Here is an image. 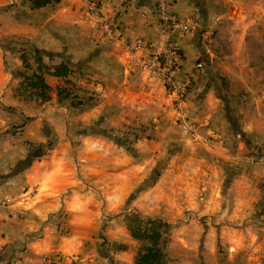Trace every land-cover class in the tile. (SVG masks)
I'll return each instance as SVG.
<instances>
[{"label":"crops","instance_id":"1","mask_svg":"<svg viewBox=\"0 0 264 264\" xmlns=\"http://www.w3.org/2000/svg\"><path fill=\"white\" fill-rule=\"evenodd\" d=\"M30 1L0 0V39L16 44L0 48V264H45L44 257L51 255L69 258L64 264H106L104 256L83 250L87 238L100 229L102 206L97 195L103 192L97 189L95 180L92 186L93 182L88 184L79 173L82 158L72 156L68 124L74 114L64 106L66 100L59 99L61 79L44 74L51 89L49 101L27 88L25 102L15 89L21 82L26 85L24 76L38 70L36 55L48 67L69 61L71 69L78 70L69 75L76 88L82 89L84 84L85 90L98 92L100 97L92 106L94 100H83L82 107L89 110L78 118L84 122L101 120L106 110V121L123 126L120 119L129 125L146 124L154 109L152 103L158 106L161 101H156L157 97H165L163 93L154 96V89L163 91L164 86L140 67L138 54L134 58L122 43L98 38V20L88 13L87 0H62L40 9L30 8ZM99 1L103 11L117 2ZM155 1L130 0L120 21L124 38L146 40L159 48L169 43L177 45L184 55L181 74L202 63L198 71L204 74L206 70L208 75V69H213L216 45H222L220 39L240 43L249 35L245 24L250 19V7L255 6L257 11L259 4L264 5L262 0H176L171 10L183 18L196 13L200 27L191 35L175 36L169 41L161 34ZM232 48L233 54L224 67L234 68L238 61L241 68L246 45L235 49L233 44ZM23 54L27 58L35 56L29 60L31 69L24 67ZM82 73L81 79L96 82L78 81ZM207 84L209 80L198 82L190 93L184 116L192 115L194 133L184 135L181 144L193 150L192 159L198 156L195 150L206 148V159L214 165L216 176L226 171L230 174L235 165H239L238 173L229 177L227 189H219V182L212 178V184L202 191L196 188L199 183L193 176L176 174L168 184L170 176L164 174L140 192L126 211L166 218L173 224L183 212L196 218L181 221L173 228L174 239L166 243L167 264H264V156L260 155L264 153L260 149L264 146V97H245L247 102L238 107L241 127L229 131L227 125L214 122L225 111L215 90ZM122 105L128 108L125 117L115 112ZM247 138L253 144H248ZM250 162L256 176L249 172ZM136 170V164L128 165L126 175L121 174L120 179L122 172L117 166L111 177L110 196L117 198L116 206L122 207L123 215L112 220L107 230L114 243L126 244L114 254L116 264H135L139 251L135 247L139 241L123 222V204L143 181ZM87 198L93 201L88 204ZM87 211L91 216L82 221ZM216 232L221 241L214 237ZM219 244L229 253H220Z\"/></svg>","mask_w":264,"mask_h":264},{"label":"rangeland","instance_id":"2","mask_svg":"<svg viewBox=\"0 0 264 264\" xmlns=\"http://www.w3.org/2000/svg\"><path fill=\"white\" fill-rule=\"evenodd\" d=\"M232 1L238 2V0ZM262 2L264 4V0H262ZM259 5L260 6H257V11H255V6L250 7L252 9V12H249L250 15H248L250 19H248V23L245 24V29L249 34L247 37H244V39L241 38L240 43H234L233 40H227L226 38L220 39L222 45H216L211 65L213 69H208L210 70V75L207 74L206 70L204 74L197 71L201 74L199 77V74L194 71L195 77L192 78L188 90V97L184 103H178L175 101L174 97H170L164 88L163 91L154 89V96H160L163 93V96L165 97H160L159 100L157 97L156 101H161L158 106L153 105L154 103H152L154 109L150 111L149 116H151V119H149L146 124L129 125L125 120L120 119L119 122L123 124V126H115L116 124L112 126L111 122L105 120V115L109 114V111L107 112L106 110L104 111L105 115L102 116L103 118L101 120L98 119L96 121L84 122L78 118L84 111L89 110V108L82 107L83 100L87 101L89 98L94 100V102H91L89 105L92 106L100 101V97H97L99 96V93L92 90H85L84 84H82V89L76 87L73 89V96L66 99V104H64V106L69 108L71 113L74 114V120H71L68 124V139L71 141L73 148L72 156L75 159L82 158V169L81 167H78L80 170L79 173L86 177L88 184L89 181L93 182L92 186L96 183L99 187L97 189L100 192H103L101 196L97 195V201L102 206V215L100 218L102 219V223L100 224V229L96 231L94 236L87 238L84 242L83 250L93 252L102 258L104 256L108 259L106 264H116L113 260L114 254L118 250H121L122 247L126 246V244L114 243L109 238L110 234L107 230L108 225L112 220L123 215L120 213V211H123L121 209L122 207L118 208L116 206L118 201L117 198L110 196L112 186L111 177L116 174L117 166L119 167L120 172H122L119 174V178L121 179L122 176L126 175L128 165L136 164V173L140 176V179L143 180L140 184L136 185L123 204L125 207L124 214L126 215L123 222L126 226L129 214L135 213L133 210L126 211L127 208L131 207V204L140 192L154 185L164 174L170 176L168 184H172V178L176 174L186 175L187 178L193 176L199 183L198 187L196 186L199 191H202L205 186H210L212 184L210 183L212 178L216 180L217 183L219 182V189L224 190V188H228L230 185L229 177L232 178L238 173L239 165H235L234 170L230 174L229 171L225 172L224 169V174L216 176L215 171L213 172L214 165L206 159V155L209 154L206 148L195 150L194 153H198V156H194L192 159L191 151L193 150L187 148L188 146L183 147L181 144V138L184 135L190 137L195 122L193 121L192 115L189 114L184 116V111L186 104L189 101L190 93L197 83H203L206 80H209V84L211 85L207 84L209 85L208 88L215 90V96L220 99L222 109L225 111V114L219 116L214 122L218 126L227 125L229 131H238L239 127H241V119L238 117V107L240 105L244 106V102H247L244 98L264 97V5ZM255 14H257L258 17L256 21ZM192 33L193 32L185 36L191 35ZM229 35L230 34L228 33L227 37H229ZM205 43V45H208V42ZM233 44L235 49L246 45L247 52L244 54L245 60H242L243 66L239 68L241 64L236 61L234 68L231 67L230 69L232 70H230L225 68L224 65H226V61L229 60L230 56L233 54ZM15 45L16 44L13 40L1 41L0 39V48L2 50L3 48L16 47ZM181 52H183L182 49ZM92 56L93 55H91V57ZM237 57L236 54V58ZM34 58L35 56L32 55L31 57H28V60ZM231 61L232 62H229L233 63L232 59ZM72 71H75L76 73L78 72V70ZM189 72L184 74L180 73L178 76L182 77ZM83 75V73L80 75L78 81L82 80L83 82L84 79H86L89 83L96 82L93 79L86 77H82L81 79V76ZM25 86L26 85H23L21 82L15 90L18 93L17 95H20V98H23V100L27 102L28 97L24 96L29 95V90L27 88L25 89ZM205 91L206 90H203L201 94L204 95ZM88 104L89 102L87 105ZM252 105L254 108V102ZM127 109V105H122L120 108L118 107L115 112H121L122 116L125 117ZM115 112H113V114ZM90 118L91 117L87 116L86 119ZM21 126L23 125H18V127ZM187 130L188 134H184ZM242 138H244V136ZM54 140L56 141V138H52V141ZM247 141L248 144H253L251 139H248ZM260 149H264V146L260 147ZM260 155L264 156V153H261ZM251 164L252 163L250 162V164L247 165L250 169L249 172H251L253 176H256L254 171L255 168H253ZM221 166L224 168L222 164ZM113 172L115 173L112 174ZM224 177L228 178L226 182L222 181ZM94 180L96 181L95 183ZM91 201H93L92 198H87L88 204H90ZM90 216L91 213L89 211L83 213L82 221H88L87 219ZM143 216L159 218L167 223L168 234L166 238L168 243L173 241L175 236L173 228L178 225L179 222L182 221L186 223L191 219L196 220V218H193L191 215L185 214L184 212L182 218L176 220L174 218V222H176L174 224L173 222H168L166 218L151 215ZM198 231L200 232L203 230ZM204 233L205 232L203 231V234ZM217 234L220 233L216 232L214 237L216 236V239L218 238L221 241L220 236ZM141 245L142 243L138 242L135 246L136 249H140ZM217 247L220 253H229V250L223 245L219 244Z\"/></svg>","mask_w":264,"mask_h":264},{"label":"built area","instance_id":"3","mask_svg":"<svg viewBox=\"0 0 264 264\" xmlns=\"http://www.w3.org/2000/svg\"><path fill=\"white\" fill-rule=\"evenodd\" d=\"M176 0H156L155 13L159 21L163 37L173 39L175 36L184 37L200 27L198 15L192 13L183 18L171 9ZM88 13L98 20L97 30L99 39H109L120 42L132 54H138L139 65L153 78L160 80L170 97L178 103H184L188 97L192 78L195 72L202 69L203 64L197 63L187 75L178 76L184 62L181 49L177 45L159 48L155 43L137 39L127 41L120 29L121 17L130 0H117L108 11H103L99 0H87ZM206 40L207 36L204 35ZM195 71V72H194ZM6 202H9L8 200ZM69 258L58 255L44 257L45 264H64ZM12 264V263H1Z\"/></svg>","mask_w":264,"mask_h":264},{"label":"trees","instance_id":"4","mask_svg":"<svg viewBox=\"0 0 264 264\" xmlns=\"http://www.w3.org/2000/svg\"><path fill=\"white\" fill-rule=\"evenodd\" d=\"M62 0H31L32 9L44 8L48 5L60 3ZM24 67L31 69L27 55H22ZM38 70L31 76H24L26 88L39 94L43 101L50 100L51 89L46 84L44 74H52L61 79L57 88L60 101L73 96L75 84L69 79L72 73L71 63L64 60L61 64L48 67L42 62L40 55H36ZM127 228L131 236L142 243L136 257L135 264H167L166 243L168 225L159 218L144 217L139 213L130 214L127 217Z\"/></svg>","mask_w":264,"mask_h":264}]
</instances>
